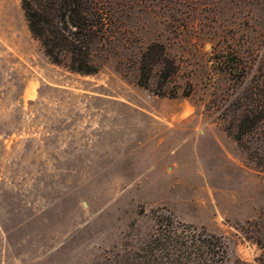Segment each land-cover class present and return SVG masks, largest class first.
Listing matches in <instances>:
<instances>
[{
    "label": "rangeland",
    "instance_id": "obj_1",
    "mask_svg": "<svg viewBox=\"0 0 264 264\" xmlns=\"http://www.w3.org/2000/svg\"><path fill=\"white\" fill-rule=\"evenodd\" d=\"M101 1L86 75L0 0V264H140L157 215L222 236L229 264H264V129L235 138L264 83V0ZM152 42L177 65L164 94L159 67L139 84Z\"/></svg>",
    "mask_w": 264,
    "mask_h": 264
},
{
    "label": "trees",
    "instance_id": "obj_2",
    "mask_svg": "<svg viewBox=\"0 0 264 264\" xmlns=\"http://www.w3.org/2000/svg\"><path fill=\"white\" fill-rule=\"evenodd\" d=\"M22 9L30 32L53 62L61 64L66 60L71 70L81 74L98 72L92 55L95 44L105 40L110 28L107 4L101 0H22ZM156 67L160 68L159 94H164L163 88L176 74L177 65L160 42L148 44L142 53L140 85L149 86ZM237 109L240 118L235 138L244 145L245 136L260 127L264 129V83L252 85ZM246 148L254 158L257 150ZM263 157L256 163L264 166ZM156 221L157 232L138 254L144 260L140 264L230 263L228 246L222 236L197 230L187 232L170 215H157Z\"/></svg>",
    "mask_w": 264,
    "mask_h": 264
}]
</instances>
